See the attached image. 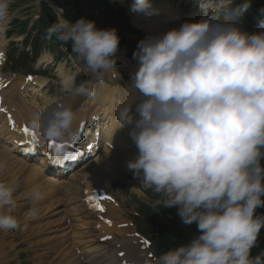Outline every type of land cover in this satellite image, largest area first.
Masks as SVG:
<instances>
[{"label":"clouds","instance_id":"9594fccd","mask_svg":"<svg viewBox=\"0 0 264 264\" xmlns=\"http://www.w3.org/2000/svg\"><path fill=\"white\" fill-rule=\"evenodd\" d=\"M12 3L0 0V49ZM247 6L245 0L241 14ZM225 8L141 39L127 84L132 95L115 113L114 131L128 126L137 149L127 167L158 194L153 207H175L199 233L154 257L155 264H264V252L251 255L264 228V215L256 214L264 206V30L249 33L222 19ZM131 11L155 12L148 0H133ZM46 34L70 46L69 58L88 77L77 83V72L58 66L60 93L93 98L116 67L117 30L61 15ZM78 119L71 103L51 98L28 123L38 137L64 142L76 136ZM30 195L42 198L40 187ZM15 205L14 188L0 181V231L19 227Z\"/></svg>","mask_w":264,"mask_h":264},{"label":"bare ground","instance_id":"6f19581e","mask_svg":"<svg viewBox=\"0 0 264 264\" xmlns=\"http://www.w3.org/2000/svg\"><path fill=\"white\" fill-rule=\"evenodd\" d=\"M150 5H151V8L155 10V12L152 14L153 18H150L151 15H146V14L140 15L139 13H136L133 16L135 22L138 25L144 27L146 29L148 35L149 34H155V33H158L160 31H166V30L173 28V27H179V25L181 24V21L177 20V18L175 17L174 14L172 15V17L161 16V13H165V12H164V10H160L161 9V3L160 2L158 4H155V5H153V4H150ZM213 8L214 7H212V9ZM169 10H171V8ZM263 12H264V10H262L258 14L259 18L257 17L260 20L261 25H262V21L264 20V13ZM142 22H144V23H142ZM261 30H262L261 28L258 29V31H261ZM1 60H2V57H0V64H1ZM121 61L124 64V70H125L126 75H127V78L125 79L124 84L122 86L120 84V79H122L121 75H119L117 72L110 71V72L105 74L103 83L97 84V87H98L97 88V94L93 98H88L87 101L86 100L82 101L80 99H86V98L80 97L78 100H73V99H70L68 97V100H66V102L71 103L72 107H74V104H73L74 101H76L78 104L83 105V110H81V112L79 114L81 117H89L91 115L92 121H93V119H92L93 116L96 117V120L93 121V124H94L93 127L90 128L89 126H87V128L84 131V135H83L82 139L77 140L76 144L78 146H80L82 151L88 153L89 155H93V156L95 155L93 158L87 160L84 163V166H86V167L92 166L96 160L98 161L100 159H104L103 166L97 167L99 173L95 176V179L99 181L98 186L96 187L98 190H103L112 181L117 180L119 178H122V176L130 170L127 167L128 161L133 160L137 154V149H136L135 145L133 144V142L131 141L129 134H128L129 133V127L128 126L121 127V128H118L114 131V129L117 127V124L113 122L116 110L118 109V107L120 106V104L122 102L126 101L129 98V96L132 95L127 84L130 82L131 76L135 71V68L132 65H130L126 59L121 58ZM0 83L2 84L3 82L0 80ZM41 85H42L41 82H38V81L25 82L24 79L21 78V81L18 83V85L16 83V85L11 86V88L9 89L10 93H5V92H4V94L1 93L2 102L0 105V109H4V111H0V142L2 144H10L12 146V148H10V149H12V151H8V152L2 151L3 155L9 156L8 159L6 160L5 168H12L13 167L12 168L13 175L22 174L24 177H26V180H27V183L29 186L33 187V186L38 185L40 187L41 192H42V198L36 199L37 200L36 203H38L39 205H40V202L41 203H42V201L46 202V200L48 201V199H50L52 197L54 189L57 188L58 186H60L61 184H63L64 179L59 177V176L53 177V176H48V175L44 174V171H47V172H52V171L47 168L45 163H43L44 162L43 156L39 157L40 159H39V162H37V167H35L36 165L31 164L28 161H26L25 159L18 156L20 153H23V154L27 155L29 159L32 158L33 155L28 154V151H33V152L37 153L38 148H37L36 144L38 142L42 143L43 141H46V140L43 137H38L37 133L35 131L34 132L36 133V135H35L36 138L34 140L30 139L32 137V135L29 134L30 137L25 138L20 133L19 130L23 126H27V127L31 128L29 123H28V117L30 116V114L32 112H34L35 110H37L41 106L35 100L32 101V103H34L35 105L32 103H27V102H22L21 105H17L16 99L22 100L23 93L26 94L29 92H32L34 96H38V94L40 92ZM14 96L16 97V99L14 98ZM43 103L45 104L46 102H43ZM8 114L10 115V118L13 120V124L15 125V128H13V127L11 128L10 125H8V120L6 119V115H8ZM22 116L24 118H22ZM98 121H103V122H98ZM24 122H27V123H24ZM76 126L79 127L78 124ZM70 140L76 141V138L74 137ZM84 141H85V143H84ZM58 143H62V142H58ZM88 144L92 145V151H87ZM16 148H18V149H16ZM48 151H49V149L47 147H44V149H41V153L46 154ZM15 152L18 155H16ZM0 153H1V151H0ZM80 159H84V156H82ZM91 172L84 173L81 176L78 184L65 185L66 189L69 192H72L73 190H77V192L79 193V191H80V193L82 194V198H83L85 196L84 191L87 190L88 192L86 194H88L91 192V189L93 188L88 183V181H86V179H85V177L88 174H91ZM1 176H2V174L0 175V178H1ZM4 176L6 177L5 174H3V177ZM18 180H19V178H18ZM96 180L92 181V182L95 183ZM19 181H21V180H19ZM11 183H13V181ZM16 183H18V182H16ZM14 185L12 187H14ZM15 186H17V185H15ZM18 189H19V187H18ZM28 192H30V191H28ZM26 195H27V192H26ZM21 197L23 199L30 197V202H32L31 195H27V196L22 195ZM82 198H81V200H82ZM28 202H29V200H28ZM45 202H43V203H45ZM56 204H57V202H56ZM77 206H81V211L84 213V216H85L84 220H87L88 218L94 217V214L88 213L84 210L83 202H79V204H77ZM39 207L41 209V206H39ZM43 207H45V206H43ZM49 212H51V211H49ZM52 214H51V216H52ZM73 218H75V217H73ZM68 219L70 220V218H68ZM64 220L61 223L60 227L64 226L62 229H67V227L64 225ZM74 220H76V218ZM67 223H68V221H67ZM97 223H100V222L95 221V224H97ZM58 224H60V223L58 222ZM79 224H80V221H79ZM74 225L75 224H73V226ZM102 228L103 229H102L101 233H103L105 235L109 234V229L107 226L102 224ZM78 231H81V230H78ZM53 233H55V232H53ZM81 235H82V233H81ZM83 236H85V235H83ZM55 238H57V237H55ZM90 243L92 244V242H90ZM107 245H108L107 240L103 243H100L99 245H94V250H93L94 254L97 256H101V257L104 256ZM133 255H135V254L133 253ZM142 257H143V250L138 249L136 251L135 259L133 261H136V264H141L143 261ZM83 260H82V262H83ZM86 260H88V259H85V261ZM77 262H79V261H77ZM90 263H91V261H90ZM93 264H94V262H93Z\"/></svg>","mask_w":264,"mask_h":264},{"label":"rangeland","instance_id":"374dc122","mask_svg":"<svg viewBox=\"0 0 264 264\" xmlns=\"http://www.w3.org/2000/svg\"><path fill=\"white\" fill-rule=\"evenodd\" d=\"M261 2L263 4V7H261V9L264 10V0H261ZM13 3H14V6L11 8L13 16H16L17 18H20V19L27 18L29 22H31V20H33V18L35 17L34 14L36 12V1L35 0H13ZM162 3L163 4H161L160 10H164L165 13L168 12L167 17H172V15L174 14L175 17L180 18V20H182V22L199 20L198 19L199 18V12L197 10L192 11V7L190 6L189 3H187L186 0H162ZM170 8H171V10H169ZM234 12L235 13L240 12V9L235 8ZM255 12L256 11L249 13L252 15V18L249 19V26L248 27H251V21L253 23V17L255 15ZM139 13L143 14L142 12H139ZM257 17L259 18L258 15H257ZM246 19H248V17L242 13V20H246ZM262 22H264V20ZM10 27H11V25L9 26V28ZM145 31H146V29H145ZM18 36H19L18 31H15L10 39L19 40L20 38H17ZM6 41H7L6 46L3 47L4 49L2 48L5 52L8 48V44H9V40H6ZM45 59L47 60L45 63H48L46 66L40 67L37 64H32L30 67L34 71L49 70L50 69L49 76L39 75V76L45 78L47 81H48V79H51L49 82V85H48L47 95L52 96L54 93H58V95L66 94V93H60V91H59L60 86H57V82H59L58 66H59V70L61 69L62 71L63 70L74 71L75 68L71 64H69L67 61H55L51 55L50 56L46 55ZM2 74H3L4 78H6L7 80H9L8 79L9 77H13L10 79H13L14 81L17 80L18 77L20 76L19 72L12 71L10 69V66L6 62H4L3 66H2ZM121 78H122V75H121ZM122 80L125 81V79H123V78H122ZM18 83H17V85H18ZM53 83H55V84H53ZM120 84H121V86L123 85L122 83H120ZM4 85L5 84L2 83V86H1V88H2L1 93H3V94H4V92L10 93L9 89L11 88V86L16 85V83L15 84H8L7 87L9 85L10 86L3 90V87L6 86V85L5 86ZM45 87H46V85H43V89ZM14 98L16 99L15 96H14ZM77 98L79 99L80 97H76L73 100H78ZM61 100H63V99H61ZM64 100L65 101L68 100V97H67V99H64ZM16 101H17V99H16ZM31 103H32V101H31ZM32 104H34V103H32ZM39 104L41 107L44 105L43 102L39 103ZM34 134L36 135L35 132H34ZM30 139L34 140L32 137ZM84 143H85V141H84ZM16 149H18V148H16ZM31 162L32 161H30V163ZM0 163H2L1 159H0ZM2 177H3V174L1 176V178ZM18 178H19V180H22L20 175H16V176H14V178H13V176L11 178H8V179L5 177V180H3V181L8 183L10 186H13L14 184L17 185V186L14 185V187H13L16 190L15 191L16 205H15V210H14L13 214L17 217L18 223H19V227L16 229L17 230V238L20 239L22 242H24L25 245L28 247V249L31 251L29 253L28 261L21 262L20 264H48L49 262H50L49 264H52V263L53 264H67V263L70 264V262H72V260H73L72 264H78V263L79 264H87V263L93 264V262L95 264V258H93V256L91 254H86L83 252L84 251L83 247L86 244H91L90 243L91 241L90 242L85 241V244L83 246L80 244L81 243V236L84 238V240H87L88 238L83 236L82 230L78 231V230H80L78 228L81 224H79V220H77V219H76L77 221L74 220L75 219V218H73L74 216H72L68 212L67 205H66L67 202L60 200V198L57 196H54L51 199L52 200L51 204L43 205L45 207L41 206V209L39 206H37V209H36V208L30 206L31 205L30 197L29 198L27 197L26 199H23L21 197L22 195L23 196L24 195L25 196L30 195V192H28V191H30L31 187L30 188L25 187L22 184H20L21 181H19ZM133 178H135L136 181H139L141 183V179L139 177L134 175ZM9 180L11 182L13 181V183H11ZM16 182H18V183H16ZM18 187L20 190L18 189ZM106 189H108V191L113 196H115V198L117 199L119 206L121 207L122 211L125 214L126 222L131 220L130 216L133 215L135 212H137V208L140 205H149L151 203V201H153L152 199L148 198V196L146 195L145 192L140 191L136 186L132 185L130 182H128L124 179L112 181ZM26 192H27V195H26ZM79 193H80V191H79ZM80 198H82L81 193H80ZM27 199L29 200V202ZM55 201L57 202V204ZM32 202H33V200H32ZM43 202H45V201H42V203ZM79 202H82V200L80 199ZM42 203L40 202V204H42ZM35 204L39 205L36 202H35ZM31 209H36V212H38V213L35 216L29 215V212ZM48 210L51 212H49ZM51 214H52V216H51ZM62 215L67 217L66 219L70 218V220L68 219V223H67L68 228L67 229L70 228L69 230H70L71 236L68 237L66 240H59L58 241V240H55L54 238L55 237H57V238L62 237L63 235L61 233H55L54 234L53 232H56L57 230H59L57 227L59 226L58 222L59 223L61 222L60 217ZM73 224H75V225L73 226ZM124 229L127 230L126 228H124ZM134 229H135V226L132 227V229H130L128 231L134 232ZM80 232L82 233V235ZM129 234H131V233H129ZM53 236H55V237H53ZM18 239H16V241H18ZM117 245H119V244H117ZM117 245H116V249H119L120 247H118ZM76 246H77V249L78 248L80 249V254L75 253L74 248ZM136 247H137V245H134L132 243V240H131V242H129L126 245V247H123L122 250L127 249L129 251L128 255H130L131 250L133 248H136ZM144 256H145V254L143 255V259H145ZM9 257H8V259H9ZM85 259H88V260L85 261ZM148 259L149 258H147V260ZM82 260H83V262H82ZM77 261H79V262H77ZM90 261H91V263H90ZM8 262H13V261H8Z\"/></svg>","mask_w":264,"mask_h":264},{"label":"trees","instance_id":"16d2710c","mask_svg":"<svg viewBox=\"0 0 264 264\" xmlns=\"http://www.w3.org/2000/svg\"><path fill=\"white\" fill-rule=\"evenodd\" d=\"M259 1L261 0H252L248 2L246 9L251 11L260 7ZM55 3L57 6L65 9L67 16H71L72 12L77 8L76 5L78 0H55ZM88 8L90 9V12L83 11L81 12V16L95 21L98 28L114 27L117 31L121 29L120 17L115 13L113 7H110L106 3L102 2V0H89ZM123 45L124 40L120 39L119 46L122 47ZM261 164H264V160H261ZM256 214L264 215V206L258 207L256 209ZM157 222H161L159 227L162 231L159 230V234L160 240L165 242L164 246L175 247L182 243H187L191 238L199 234L195 224L185 225L182 222L175 207H162L160 212H158ZM261 252H264V228L260 231L257 244L252 248L251 255L256 256Z\"/></svg>","mask_w":264,"mask_h":264},{"label":"snow or ice","instance_id":"6c2138e0","mask_svg":"<svg viewBox=\"0 0 264 264\" xmlns=\"http://www.w3.org/2000/svg\"><path fill=\"white\" fill-rule=\"evenodd\" d=\"M0 56H2V54H0ZM28 79L31 80L32 78L28 77ZM0 86H2V85H0ZM0 111H4V109H0ZM92 119H93V121H95L96 117L93 116ZM12 126H13V128H15L14 124ZM79 128H80V131L83 132L87 128V124L82 122L80 124ZM21 131L23 133H25L26 135L29 133V129H28L27 126L23 127L21 129ZM32 138L35 139V134L34 133H32ZM77 139H79V137H77ZM60 147H63V145H58V144H56L55 141H51L50 140L49 143H48V148L50 150L51 149H57V148H60ZM88 150L92 151V145L91 144H88ZM85 154L86 153L81 151L80 146L76 145L75 141H73L72 144L69 145V150L66 152V154L63 155V158H60L58 155L57 156L49 155V161H50L51 164L61 165V164L65 163V162L76 161L78 158H81ZM104 198H109V197H104ZM95 199H96L95 197H89L88 198V202H89L90 206H92L93 208H95L98 211L103 212L104 211L103 207L100 204H98V203H94ZM105 222L109 223V224L111 223V221H105ZM143 243L147 244L148 242L144 241ZM121 255H123V254H121Z\"/></svg>","mask_w":264,"mask_h":264}]
</instances>
